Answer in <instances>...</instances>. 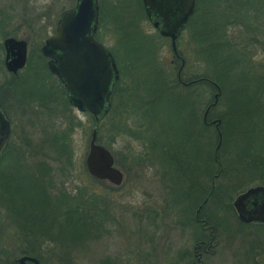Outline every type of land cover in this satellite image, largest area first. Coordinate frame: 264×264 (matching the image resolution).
Listing matches in <instances>:
<instances>
[{
  "label": "rangeland",
  "instance_id": "rangeland-1",
  "mask_svg": "<svg viewBox=\"0 0 264 264\" xmlns=\"http://www.w3.org/2000/svg\"><path fill=\"white\" fill-rule=\"evenodd\" d=\"M73 1L74 0H0V9L11 15V21L8 27L13 28L7 27L8 29L6 30L10 33L5 35L0 31V97L7 98L12 92L15 94L16 97L13 96L14 103H20L19 112L17 109V117L21 118L23 121L21 125H16L15 127L17 135H14L10 142H17L11 148L20 151L14 153L19 156L18 159L22 163L27 162L33 164L36 162V159H42L51 164L53 162L51 156L54 151H52L48 145L47 147L45 144L40 145V141H43L53 130H58V128H64L70 125L71 130L68 133V140L71 149V170L69 171L68 177L63 179L62 185L69 191H73L76 185H82L83 183L87 184L88 187L91 186L93 189H96L99 195H103L107 198L111 214L110 217H112L111 221L109 220V222L106 223V229L98 232V237L95 238H90L86 235L78 237V235L71 233L69 228L63 223L58 224L55 231L59 233V237L52 234L53 238L51 239L43 238L41 244L35 247V251L40 255L39 257L37 256V258L41 264H105L106 262L110 264H131V262H128L127 256L139 252V254H137L139 262L141 261L144 263L154 260L157 264H169L171 253H175L173 251L188 247L192 244L191 227L187 224H183L182 222L185 221L181 220V217L177 216L173 210L170 211L171 214H163L165 189L161 183V178L157 176L154 165H145L141 169H138L141 166L134 165L135 168L132 166L128 167L125 163L126 160H124L123 154L128 150L132 151V153L140 149L144 151L143 141L130 136L126 133L127 131H122L117 134L111 142L109 150L113 154L114 164L123 172L122 180L118 185H113L108 181H92L88 176L83 160L87 151L90 130L94 127V123L101 120L105 127H109L110 117L113 116L112 111H109L111 104L113 105L116 103L119 113L123 117L129 114L122 110V101H124V95L127 90H130V101H137V104L135 103L136 106L139 101L141 102L142 106L141 108L139 107V112L143 121L145 117L144 114L147 108H149V104L145 102V100L149 95L153 96L154 94V91L150 89L149 92L152 94L151 95L146 88H152L156 83L158 84L156 75L153 72L149 73L145 65H143L145 56H147L148 53L147 50L153 49V55L157 58V66L163 67L162 69L167 73V78L169 77V80H167L170 85L171 83L174 85L175 82H177L175 75L176 71L180 68V59L182 58L184 64L181 69V79H186L182 71L187 69L189 73H194L193 75L203 77V80L205 79L210 82V79L205 78V76L201 74L204 71V64L197 62V55H195L196 50L189 37H187L188 35L185 33L177 38L175 42V52L173 53L169 39L160 36L157 30L150 24L144 13L141 0H120V5H118V0H98V7L101 2V5L103 3L107 8L105 9L104 7V14L101 17L99 16V25L101 24L100 27L102 29L100 37L108 48H112L116 51L117 61L115 58L114 59L116 64L117 62L119 63L117 66L121 74V81L120 84H118L120 89H118L120 97L123 99L121 98V103H118L114 101L113 98H110L108 110L102 114L98 120H95L87 111H78L69 104L64 105L62 98L64 96L63 93L62 96L58 88H55L56 82L53 76L51 74L49 76L46 67L44 68L42 66L44 58H42V62V59L38 57L37 53H39V56L41 55L38 50L39 45L45 37L52 33L54 21L59 10L71 5ZM220 1L221 0H219V2ZM246 1L248 4L246 6V12L243 9H241L240 12H245L246 19H249L250 23L256 29H248L246 32L244 30V25H229L228 33L234 37L235 40L239 35L246 36V33L250 34L251 31L253 36L257 37L263 36L264 34V0ZM203 3L209 5L211 4V0H203L201 4ZM113 7H115L116 10L121 9L119 12L120 17L122 15L123 19H130L132 21L131 24L134 26L133 28L138 32L136 38H126L123 36V33H119L116 37V33L113 30L114 19L110 17V13H113L112 11L114 10ZM218 10L223 11V7L219 6ZM252 25L250 26L253 27ZM120 30L124 31L123 28ZM38 34L41 36H37ZM8 35L24 38L27 44L26 65L19 74L17 73L14 77L5 70L2 63L3 48L1 41ZM141 45L151 46L144 49ZM245 49L248 50L249 56L253 54V56L257 58L261 55L258 49L254 50L253 45L252 47L247 45ZM138 50H141L142 54H139L137 52ZM127 56L132 58L134 69L129 66ZM231 73L235 75L237 69L231 71ZM47 84L51 87L50 89H48L49 86L47 87ZM9 85H13L12 89L8 87ZM21 85L23 89L27 90V88H30L35 96L29 95L27 96L28 98L21 97V93H19ZM177 85H179L178 82L175 86ZM195 86H199L200 91L203 90V92H205L203 97L204 102L202 101V103H199L200 113L202 109L206 108V101L211 102L213 100V92L215 90L201 81L187 87L192 90L191 88L193 87L194 89ZM37 92L45 93L36 95ZM177 92L179 94L175 95L178 98L173 97L179 105L178 113L169 110L166 112L170 113L171 117L179 115L176 123L179 126L183 124L185 132L190 135L188 147L186 149L184 145V150L190 154L193 151L191 140H193V144L195 140V144L199 147L200 142L201 145H206V141L205 137L203 141L202 135H192L195 124L192 118L195 117L193 109H195L196 99H192L190 94H186V90L181 85ZM176 102L167 101L162 104V101L159 100L158 106L160 107L162 104L167 105L170 109H175ZM3 104L6 106V102H3ZM143 105H146L147 108L143 107ZM167 113H165L163 117H159V114H157L158 117L155 116V124L159 125V127L162 125L164 127L163 131L166 129L165 126L169 125L168 121L170 115ZM214 113L215 111L213 114ZM146 114L148 115L149 112H146ZM211 118H215V114L211 117L209 116V119ZM129 119V117H126L128 127L135 129L137 121L135 119ZM209 125L211 128L208 129V132H211V129L213 130V138H210L209 142L210 153L212 154L218 142V137L216 138L214 135L216 130L213 128L212 123ZM122 128L125 129L124 127ZM106 129L107 128L101 133L103 142H107L110 136V131ZM176 131H178V129ZM179 137L181 138V136ZM221 142H223L222 136L218 142L217 150L222 146ZM7 143L8 141L6 144ZM172 143L174 144V139ZM115 150H117V154H115ZM25 152H32L36 154L37 157L33 154L27 156L22 155ZM45 152L49 155H45ZM227 152L229 153L224 154L221 152L220 157L218 156L216 158L214 162V173L217 172L216 169L219 167L223 170V160L225 161V159H228L229 156L231 157L232 155L230 149H228ZM250 152L253 151L251 150ZM251 155L252 153L248 155V158ZM253 155L257 159L251 161L250 164L248 163L249 168L262 169L264 173V157L258 156L256 153H253ZM115 156L118 158V163L115 160ZM31 158H33V161L29 160ZM6 160L9 164L11 161L10 154L6 157ZM242 164L243 163H238V166ZM242 170L245 171L244 169ZM138 171L140 173H137ZM219 171H221V169ZM241 172L242 171H238L237 173V171H232L230 176L221 175V173H219L214 179V184L218 180L225 181L223 182L225 184L224 186L228 187L225 192L222 193L221 208H218L217 213L212 215L213 217H208V214L202 215L198 213L199 216L208 217V224L213 226L212 233L214 235L213 251L206 255L203 264H262L264 260L263 256L258 255V248L254 246L253 241L256 239L254 238L255 234L260 236V234L263 233L261 230L258 232L260 229L259 226L262 225L258 223L239 222L232 206V200L238 192L250 185L258 183L256 178L252 179V176H249L245 172L241 174ZM211 176L212 174H209L204 178L209 184L212 181ZM181 183L183 186H186L184 178H182ZM177 186L181 189L179 180ZM177 201L178 203L185 204V200L182 196H180ZM211 204L212 203H210V206ZM152 209L158 210L159 215L149 216ZM193 211L194 208L191 210V213L186 212V214L192 215ZM206 211L208 213L210 212L208 209H206ZM205 224H207V221ZM207 230L208 228H206L204 232L206 240L208 239ZM16 236L17 229L10 223V220L4 215V210L0 207V249L6 252L5 255H1L0 253V258H7L8 262H10L11 258L22 254L21 246H23V243L21 237L17 238ZM250 244L258 251L257 254L254 255V261L249 257L246 258L244 254ZM144 251L149 255H141V252Z\"/></svg>",
  "mask_w": 264,
  "mask_h": 264
},
{
  "label": "trees",
  "instance_id": "trees-1",
  "mask_svg": "<svg viewBox=\"0 0 264 264\" xmlns=\"http://www.w3.org/2000/svg\"><path fill=\"white\" fill-rule=\"evenodd\" d=\"M201 2L203 0H196V7L190 22L194 23L193 26L199 22L198 34L194 36V47L197 62L204 64V71L201 74L215 82L220 90L217 102L210 107L205 120L207 121L209 116L211 117L214 114L215 117L219 118L217 127L222 136V146L218 150L215 149L214 153H210L209 142L210 138H213V130L211 129V132H208V129L211 128L208 123H198L197 133L194 117L192 118L195 123L192 135H202L203 141L205 137L206 145H201L200 142L199 147L195 144V140L194 144L193 140H191L193 151L188 154L184 150V145L185 149L188 147L190 135L185 132L183 124L179 126L176 123L179 115L171 117L170 113L166 112L169 110L178 113L179 105L174 97L178 98L175 94H179L177 91H179L180 84L177 87L175 86L177 82L174 85L168 83L169 77L167 78V73L162 69L163 67L157 66V58L153 55L154 51L151 48V50H147L148 53L145 56L143 65H145L149 73L153 72L156 75L158 84L156 83L152 88H146L148 92L150 89L154 91V94L153 96L149 95L145 100L149 104V108L143 105V107L147 108L146 112H149L148 115L145 112V120L143 119L142 121L139 112V107L141 108L142 106L141 102L139 101V106H136L137 101H130V90H127L125 95L123 94L122 110L129 114L124 116V118L119 113L116 103L111 104L109 111H112L113 116L110 117L109 127H105L101 120L94 123V126L97 129L96 141L108 149L113 139L122 131H127L126 133L130 136L143 141L144 151L140 149L132 153V151L128 150L123 154L124 160H126L125 163L128 167L141 166L138 169L145 165H154L157 176L161 178V183L165 189V204L167 202L170 209L175 212L186 211L191 213L196 203H200L199 213L213 217L212 215L217 213L218 208H221L222 193L228 187L224 186L223 182L225 181L218 180L214 184L215 177L212 181L213 186L211 189L210 184L204 178L214 173V162L218 156L220 157L221 152L227 154L229 153L227 150L230 149L232 154L231 157L229 156L228 159L223 160V170L220 167L216 169L217 172L221 169L219 171L221 175L230 176L232 171H237V173L242 171L241 174L245 172L252 176V179L256 178L258 183H264L262 169L249 168L251 161L257 159L253 153L264 157V57L254 58L248 55V50L245 49L249 45L248 38L250 37L248 33H246V36L239 35L236 40L228 33L229 25L234 24L244 25L246 32L251 29L250 25L252 24L245 16L246 6L248 5L246 0H221L220 2L219 0H211L209 5L207 3L201 4ZM118 5H120V0H118ZM105 6L103 3L101 5L100 2L98 7L100 17L104 14L103 8ZM219 6L223 7V11L218 10ZM105 9L107 8L105 7ZM113 9L110 17L114 19L113 30L116 33V37L119 33H123L126 38H136L138 32L133 28L132 21L123 19L122 15L121 17L119 16L121 9L116 10L115 7ZM241 9L245 10V12L241 13ZM10 19L11 15L0 9V31L3 35L10 33L6 29H13L8 27ZM121 28L124 31H121ZM37 36L41 35L38 34ZM141 46L147 49L151 45ZM261 48L264 52V44L261 45ZM111 49L109 48L116 59V51ZM137 52L142 54L141 50ZM127 62L134 69L131 57L127 56ZM117 64L119 63L117 62ZM235 69H237L236 76L231 73ZM202 82L215 90L214 84L211 82L205 79ZM118 84L117 82L114 84L110 98L121 103L122 97L119 94L120 88ZM204 94L205 92L202 90L200 96L203 102ZM159 100L162 101V104L167 101L176 102V107L175 109H170L167 105L162 104L159 107ZM206 102L208 103V101ZM213 110L215 111L214 114ZM165 113L170 115L169 125H166V129L163 131L164 127L162 125L159 127V125L155 124V116L158 117L157 114H159V117H163ZM193 113L195 112L193 111ZM126 117H129V120L135 119L137 121L135 129L128 127ZM105 128L110 131L107 142L102 141L101 135ZM177 129L178 131H176ZM70 130V125L58 128V130L50 132L45 137L46 139L44 138L47 142L44 139L40 141V145L45 144L46 147L48 145L54 151L51 156L53 161L51 164L42 159H37V162L33 164L27 162H23V164L16 153L12 154L11 161L8 164L6 150L11 148L12 145L8 142L2 148L0 154V207L4 210V215L10 220V223L17 229L16 237H21L23 243V246H21L22 254L39 257L40 255L35 251V247L41 244L43 238H53L52 234L59 237V233H56L55 228L60 223H63L69 228L71 233L78 235V237L86 235L90 238H95L98 237V232L106 229V223L112 219L107 198L99 195L96 189L83 183L82 185H76L73 191H69L62 185L63 179L68 177L71 170V149L68 140ZM214 135L216 138L218 137L217 130ZM173 139L174 144L172 143ZM251 150L253 152H250ZM114 152L117 154V150ZM250 153L252 155L248 158ZM44 154L49 155L46 152ZM185 158L186 166L188 167L186 172L187 180L183 177L181 170V167L185 164ZM197 158L199 159L202 179L198 185H195L191 184V182L193 177L192 170H195ZM115 160L118 163L116 156ZM238 163L243 164L238 166ZM137 173L140 172L138 171ZM88 176L95 182L105 181L96 179L89 174ZM182 178L185 179L186 186L181 183ZM178 180L181 189L177 186ZM180 196L185 200V204L178 203L177 200ZM202 198L205 199L204 202H201ZM210 203H212L211 206ZM206 209L210 212L208 213ZM155 214L157 215L158 211L152 209L149 216H155ZM208 217H205L207 223L209 221ZM259 225L262 226H259L258 232L261 230L263 233L260 236L255 234L254 238H256V241L253 240L254 246L258 248L259 252L254 249L255 247L251 246V243L244 253L246 258L249 257L252 260L257 252L258 255L264 257V224ZM0 253L1 255L6 254L2 249H0ZM144 254L149 255L146 251L141 252V255ZM8 263L7 258H0V264ZM105 264L110 263L106 262ZM139 264L154 263L152 261L144 263L140 261ZM262 264H264V260Z\"/></svg>",
  "mask_w": 264,
  "mask_h": 264
},
{
  "label": "water",
  "instance_id": "water-1",
  "mask_svg": "<svg viewBox=\"0 0 264 264\" xmlns=\"http://www.w3.org/2000/svg\"><path fill=\"white\" fill-rule=\"evenodd\" d=\"M141 4L150 24L160 35L169 37L171 49L175 51V39L192 12L194 0H141ZM97 20V0H74L71 6L59 12L53 33L39 45L40 53L48 57L47 68L63 84L69 102L78 111H88L95 120L108 110L111 87L118 77L113 55L93 37ZM1 43L5 68L10 71L20 68L25 61L26 41L8 35ZM209 81L218 89L215 82ZM218 94L219 91L213 93L211 104ZM208 107L209 105L204 109V118ZM210 122H214L219 142V119H212ZM8 129V122L0 111V148ZM96 137L97 129L94 126L90 130L84 156L85 169L96 179L118 185L123 172L114 164L111 151L97 142ZM232 206L239 220L264 222V185L246 187L234 196ZM9 264L41 262L33 255L21 254L11 258Z\"/></svg>",
  "mask_w": 264,
  "mask_h": 264
},
{
  "label": "flooded vegetation",
  "instance_id": "flooded-vegetation-1",
  "mask_svg": "<svg viewBox=\"0 0 264 264\" xmlns=\"http://www.w3.org/2000/svg\"><path fill=\"white\" fill-rule=\"evenodd\" d=\"M73 3H74V1H73ZM72 3V4H73ZM97 3H98V0H97ZM71 4V5H72ZM71 5H69V6H71ZM69 6H67V7H69ZM67 7H64V8H67ZM195 7H196V0H194V4H193V9H192V12L188 15V17H187V19H186V21H185V23H184V25H183V27L181 28V30L179 31V34H178V36L176 37V39H175V42H176V40H177V38H179V36H181V35H183V34H187L188 36L187 37H189V39H190V41L192 42V44H193V46L195 45V41H194V36L195 35H197L198 34V27H199V22H197L196 24H195V26H193L194 25V23L193 22H190L191 21V19H192V15H193V13H194V10H195ZM63 9V8H62ZM61 9V10H62ZM61 10H59V12L61 11ZM59 12H58V14H59ZM58 14H57V16H56V19H55V21H54V26H53V31H54V28H55V24H56V20H57V17H58ZM251 29H256L255 27H251ZM251 29H249V30H251ZM264 30V29H263ZM53 31H52V33H53ZM102 33V29H101V27H100V25H99V10H98V20H97V25H96V28H95V30H94V32H93V37L95 38V40H97L99 43H101V44H103V46H105L108 50H109V48L104 44V42H103V40L101 39V37H100V34ZM50 35V34H49ZM164 37H166V38H168L169 39V37H167V36H164ZM249 37L250 38H248V40H249V45L252 47V45H253V48H254V50L255 49H258L259 50V52H260V54L261 55H259V57H257V58H262V57H264V52H263V50H262V48H261V45H263L264 44V34H263V36H259V37H257V36H253V34H252V31L250 32V34H249ZM24 39V38H23ZM235 39V38H234ZM25 40V39H24ZM26 41V40H25ZM169 42H170V39H169ZM27 45V44H26ZM3 48V47H2ZM38 50H39V48H38ZM110 51V50H109ZM173 51V50H172ZM40 52V51H39ZM111 52V51H110ZM175 51H173V53H174ZM41 54V53H40ZM112 54V53H111ZM251 56H253V54L251 55ZM38 57L40 58V59H42V58H44V62H43V59H42V66L45 68L46 67V71H47V73H48V75L50 76V74L53 76V78H54V80H55V82H56V89L58 88V91L61 93V95H62V93H63V101H64V105L65 104H69V105H71L73 108H75L70 102H69V100H68V98H67V95H66V91H65V88H64V86H63V84L61 83V81L56 77V75H54L48 68H47V64H46V61H47V59H48V57L47 56H44V55H38ZM114 57V56H113ZM254 57V56H253ZM254 58H256V57H254ZM3 59H4V51H3V57H2V63H3V66H4V68H5V65H4V62H3ZM26 60H27V51H26V56H25V61H24V63H23V65L20 67V68H17L15 71H10V70H8L7 68H5V70L9 73V74H11L13 77L14 76H16L17 75V73L19 74V72L22 70V68L26 65ZM115 60V59H114ZM181 60V63H180V68L176 71V75H175V77H176V81L186 90V94H190V96L192 97V99L194 98V99H196L195 100V110H194V112H195V122H196V127H197V129H196V131H197V133H198V123H200V124H202V123H208V124H213V126H214V122H210L212 119H219L218 117H215V118H211V119H208L207 121L205 120L206 119V114H207V112H208V110L210 109V107L211 106H213V105H215L216 104V102H217V98H218V96H217V98H216V100H215V102L214 103H212L211 104V102L213 101H211V102H208L207 104H206V106L205 107H207L208 105H209V107H208V109H207V111H206V113H205V118H204V109H202L201 111H200V113H199V110H200V106H199V103H202V98H201V96H200V94H201V92H202V90L200 91V87L199 86H195L194 87V89H193V87L191 88L192 90H190V88L189 87H187V86H189V85H191V84H193V83H198L199 81H201L202 82V80H203V77H201V76H198V75H193L194 73H189V71H188V69L187 70H185V71H182V74H183V76L186 78V79H181V69H182V66H183V64H184V61H183V58L182 59H180ZM115 64H116V61H115ZM116 67H117V69H118V77H117V79L114 81V83H113V85H112V87H111V93H112V88H113V86H114V84L117 82V83H119L120 84V81H121V75H120V72H119V68H118V66H117V64H116ZM12 86L13 85H9L8 87L10 88V89H12ZM49 85L47 84V87H48ZM22 87V85L20 86V92L19 93H21V97H25V98H28L27 96H29V95H31V96H35V94H33L32 92H31V89L30 88H27V90L26 89H23V88H21ZM215 87V86H214ZM51 87L49 86V88L48 89H50ZM190 90V91H189ZM26 91V92H25ZM215 91H219V93H220V90H219V87H218V89L215 87ZM214 91V92H215ZM190 92V93H189ZM213 92V93H214ZM25 93V94H24ZM40 93L41 92H37L36 93V95H40ZM43 93H45V92H43ZM43 93H41V94H43ZM111 93H110V96H111ZM17 94V93H16ZM219 95V94H218ZM16 97L15 96V94H13V92L9 95V97L7 96V98L6 97H0V111H1V113L3 114V116H4V118L7 120V122H8V134H7V136H6V138H5V141H4V143H3V145H2V147L0 148V154H1V152H2V148L6 145V142L8 141L12 146L11 147H13V145L17 142H10V140H11V138H13L14 137V135H17V132H16V125H21L22 123H23V121H22V119L21 118H18L17 117V109H18V112H19V108H20V103L19 102H17V103H14V97ZM110 96H109V99H110ZM24 98V99H25ZM5 99H6V101H5ZM26 100V99H25ZM3 102H6V106H4V104H3ZM68 106V105H67ZM16 107V108H15ZM69 107V106H68ZM69 109V108H68ZM88 112V111H87ZM205 120V121H204ZM22 121V122H21ZM218 124H219V122H218ZM217 124V125H218ZM214 128H215V126H214ZM198 135V134H197ZM18 140V139H17ZM9 145V144H8ZM16 151H18V152H20L19 150H15V149H13V148H9V149H7L6 150V154H10L11 156H12V154H14V152H16ZM31 154H33L32 152H25L24 154H22V155H24V156H27V155H31ZM33 155H35L36 157H37V155L36 154H33ZM30 161H33V158H31V159H29ZM84 161V160H83ZM36 162H37V159H36ZM184 162H185V164L181 167V170H182V173H183V177L187 180V174H186V172H187V166H186V158H185V160H184ZM122 171V170H121ZM219 174V171L218 172H216V173H213L212 174V176H211V179H212V181H213V179L215 178V177H217V175ZM192 175H193V177H192V182H191V184H195V185H198L199 184V182L201 181V176H200V167H199V159L197 158V160H196V166H195V170L193 171L192 170ZM106 181V180H105ZM212 181L210 182V187H211V189H212V186H213V183H212ZM212 183V184H211ZM257 184H262V185H264V183H257ZM212 185V186H211ZM253 185H255V184H253ZM241 191H243V190H241ZM240 191V192H241ZM209 192H210V190H209ZM239 193V192H238ZM208 194V193H207ZM204 200V198H202L201 199V202ZM168 203H170V202H168ZM200 203H196V206H195V208H194V211H193V214L192 215H188V214H186V211H183V212H179V211H177V212H174V213H176V215L177 216H179V217H181V220H183V221H185V222H182L183 224H187V225H189L190 227H191V232H192V244L190 245V246H188V247H183V248H179L178 250H176V251H173V252H175V253H171V255H170V257H169V259H170V262H169V264H203V262H204V259H205V257H206V255L208 254V253H211L212 251H213V237H214V235H213V233H212V230H213V226L212 225H210V224H205L206 223V219H205V217H203V216H199V209H200ZM169 205L167 204V202H166V204L165 205H163V214L164 215H168V213L169 214H171V212L170 211H172V209H170L169 207H168ZM158 211V210H157ZM159 212V211H158ZM159 214H155V216H158ZM236 217H237V220L239 221V222H243V223H245L244 221H242V220H239V218H238V216H237V214H236ZM247 223H258V224H264V222H261V221H256V220H251V221H248ZM206 228H208V230H207V234H208V239L206 240L205 239V234H204V232H205V229ZM168 253V252H167ZM137 254H139V252H135L134 254H131L130 256H127V259H128V262H131L132 264H138V262H139V257L137 256ZM154 264H157L154 260L152 261Z\"/></svg>",
  "mask_w": 264,
  "mask_h": 264
}]
</instances>
